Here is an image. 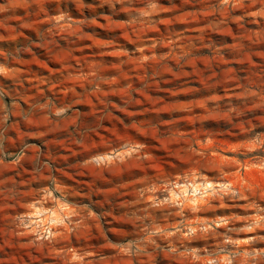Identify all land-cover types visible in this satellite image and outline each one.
<instances>
[{
  "label": "rangeland",
  "instance_id": "374dc122",
  "mask_svg": "<svg viewBox=\"0 0 264 264\" xmlns=\"http://www.w3.org/2000/svg\"><path fill=\"white\" fill-rule=\"evenodd\" d=\"M0 2H3V0H0ZM48 3L56 5V8L52 11L57 14L60 11H65L69 16H80V19L88 21L91 20V17L85 18L83 15L90 16L93 14L99 20L101 17L98 11L108 14L105 16L107 27H101L106 23L101 19L100 25H93L89 22L86 24L88 28L84 29L94 33V36L84 37L86 40L83 43L92 44L95 47L86 50L84 53L75 54L83 56L84 60L105 61V63H89L87 65V71L93 75H85L82 80L91 81L89 88L95 87L97 84L101 87L110 86L112 83L123 86L124 83L133 78L137 83L143 82L142 73L146 72L147 69L139 62V53L112 52L111 55L116 57L117 62L113 61L111 57L94 56L93 53L103 48L118 47L110 41L112 34L118 33V31H123L122 37L117 34L116 39L118 42L123 44L128 41V46L131 47V44L140 46L141 38L146 32L158 31V29L134 25L129 30L127 25L114 23L113 16L119 13H112L107 6L98 10L100 0H86V3L96 5V8L89 10L75 2V0H40L39 5H33V12H38L39 16L47 15L48 12L44 9V5ZM6 15H15L17 19L9 22L11 26L0 24V34L5 35L0 38V63H6L10 67L13 64L20 63L27 76H51L52 80L56 82V88L49 90L47 86H44L42 89H38L27 84L24 88L20 83L21 77L18 73H9L7 81L5 77H0V155H4L7 164V162L16 158L15 155H6L8 152L27 151L31 153L30 162L33 166L38 169H45L46 166L42 162L40 150L27 144L29 136L24 132L28 129L21 124V117H39L33 118L26 124V127L41 128L43 126L52 132V135L48 137L50 143L45 145V148L52 154H60L59 163L67 169L62 177L65 183L72 185L75 181H79L77 187L80 191L90 192V195L83 202L94 201V204L90 205L89 208H84L80 201L79 192L66 189L64 186L55 189L57 195L68 198L67 202L72 205L74 221L83 222L74 233L77 239L82 242V247L77 251L81 255L86 254L88 251H95L97 255L94 264H133L132 260L125 261L120 256L104 255V252L114 247H117V249H131L133 253H136L138 248H147L151 256L146 258L137 256L135 264H172V262L173 264H188V260L179 259L177 256L168 255L162 251L169 244L176 246L180 251L188 253H191L193 248L199 245L197 255L201 257H215L221 251H235L234 246H225L223 240L225 237L241 238L238 235V229L245 227L250 222H237L234 216L251 214L239 210L240 201L238 197L235 198L234 212L232 214L225 213L231 219L228 229H218L207 234L200 233L192 237L191 240H185L179 234L169 240L165 234L168 231H174L177 226L182 230H186L185 226L189 221H197L199 226H203L200 222L206 221L207 224L214 226L217 216L215 214L211 216L200 213L193 214L188 210L181 213L179 208L172 205L157 207L155 204L148 202V197H157L156 204H158L160 200H164L169 196V190H173L175 184L191 182L193 171L196 168L201 169V171H216L219 169L227 171L239 166L237 161H224L219 157L196 164L192 160V149L196 147L200 136L215 135L218 138L216 146L219 149L241 154L248 145L232 142L239 138L237 133L244 135L247 140L257 139L254 132L247 131L253 122L242 118L247 113L264 112V57L251 58L249 55L244 54L237 38L233 37L229 31H223L220 35L214 36V39L219 42L205 40L204 37H201L197 43L203 44L208 54L200 57L197 61H192L196 70L189 72L184 84L187 90L178 97L180 100L194 101L193 103L175 104L172 103V100L176 97H171L166 92H155L150 89V94L137 97L141 102L130 105L128 113L116 112L112 109L114 115L104 121L105 128L100 133L88 138L91 128L100 123L97 119L98 115L102 114L103 110L108 108L109 105L89 96L75 106L78 110L73 112L70 119L64 120L55 117L49 119V114L57 109L55 103L51 101L44 105L40 103L48 95H52L58 102L67 103L73 99L70 94L61 91L65 87V83H61L59 78L64 74L53 71L59 69L62 63L73 59L72 54L64 50L66 48L65 42L58 37L50 45L37 47L43 45L45 40L54 39L56 35L63 38L64 34L57 33L55 30L52 34L44 32L39 16L29 17L24 8L20 6L16 7L14 13L0 14V20H4ZM130 15H134V13ZM28 19L33 20L34 23L25 25L28 28H20V25H23ZM72 25L71 28L65 30L69 35L76 34L81 27L77 20L72 21ZM48 26L52 27L51 24ZM208 34L210 33H205V36ZM230 38H233L234 44H236L235 47H225V42L221 41ZM38 40L40 45L33 43V41ZM250 43H260L256 47L264 50V37L258 41H250ZM31 48L32 52L29 53L28 49ZM225 55L236 57V59L225 60ZM213 57H215V61L211 59ZM121 60L126 61L127 64L121 63ZM107 61L113 62L107 63ZM74 62L80 63V61ZM213 62L218 63L219 66L212 68L211 64ZM154 63H159V61H154ZM177 63L180 62L177 61ZM231 63H240V66L246 69L245 77H240V73L234 70L221 72V68L225 67L223 64ZM205 67L216 74L209 75L208 72L203 70ZM106 74L117 75L120 80L111 81ZM35 79L38 83L43 79L44 82L51 84V80L48 78L35 77ZM184 79V77L177 80L170 79L166 85H154L153 88L161 86L171 88ZM228 85L239 86L240 90L244 92V96L227 95L229 92ZM81 87H84V85L81 84ZM252 88L259 89V95L251 96L248 90ZM223 90L226 93L225 96L212 95L213 93L222 94ZM172 95L175 96L178 93ZM127 96V91L108 92L104 96V100L123 104ZM154 97L160 98L156 99ZM9 99L16 103H10L7 112H5L2 110V104ZM20 101H23L25 107L29 105L31 111L25 112L19 106ZM233 101H235V104ZM249 104L252 107H249ZM59 106L66 107L65 104ZM12 113H15L16 122L13 123L9 120L7 124H4L5 115ZM173 116L187 117V119L175 120L168 125L160 123L164 120L173 119ZM116 117L120 119L117 120ZM234 120L240 122L233 124ZM200 122H203V124ZM77 124L81 126V139L88 140L84 145L69 148L67 147L68 141L64 137L68 136L70 134L69 129ZM129 124H133V127H127ZM229 124L234 127L232 131H223ZM256 124L258 127H264V117L260 118ZM180 129L195 130V132L191 135L182 134ZM208 129L220 130L213 133L209 132ZM137 133H140L138 137ZM45 134L37 133L36 137L39 138ZM134 137L147 143L150 146L149 150L153 151L156 156L163 157V159L153 163L152 171L156 173L155 175H148L149 170L140 163L130 165L126 171L114 168L111 175H105L103 172L94 169L80 170L77 162L89 153L103 151L113 145H116V151H120L123 147H131L135 143L132 140ZM163 137L167 138L164 139ZM36 142L39 143L40 141L37 140ZM179 144H182L183 147L177 150ZM52 159L53 157L49 154L48 160L51 161ZM186 164L191 166L181 172L183 179H178L172 173H168L176 170L179 165ZM69 165H76V167H68ZM30 168V163L25 164L22 172L14 167L0 166V179L11 175L16 180H29L31 175L35 176V173L30 172ZM47 170L51 171V169ZM76 171H80L79 176L74 177L68 174ZM129 174H143V177L134 180L131 184H117L119 177L127 178ZM215 179L221 180L222 175L217 172ZM164 185L168 186V190H165ZM31 195L36 194L32 193ZM25 199H31V197L26 196ZM54 207V204H49L44 207L37 205L35 209L26 208L23 201L7 200L3 195H0V264H59V253L55 249H33L30 246H25L29 238L26 237L21 242L12 231L15 223H18V221H15L18 213L34 212L35 216L32 219L35 220V223L33 227L40 229L45 226L42 218L55 216ZM93 211L96 212V215L90 216V212ZM207 211L214 212L215 210L202 207L201 213ZM260 214L264 215V213ZM89 223L95 228L86 227ZM109 228L116 229L114 232H108V236L117 241L116 244L108 241L105 237V232ZM153 233H159V235L153 236ZM103 240L104 247L91 246L97 242H103ZM150 240H155V244L149 243ZM72 243V237L65 233L61 237L58 247L65 245V252L68 254L67 247Z\"/></svg>",
  "mask_w": 264,
  "mask_h": 264
},
{
  "label": "clouds",
  "instance_id": "9594fccd",
  "mask_svg": "<svg viewBox=\"0 0 264 264\" xmlns=\"http://www.w3.org/2000/svg\"><path fill=\"white\" fill-rule=\"evenodd\" d=\"M85 9L89 10L96 8V5L86 3V0H75ZM40 0H3L0 2V14L14 13L17 6L23 7L29 17L39 16V13L33 12V5H39ZM107 6L112 13H119L113 16L114 23L124 24L132 29V26L139 25L141 27L158 29V31H148L141 38L140 46L131 44L125 41L120 44L116 39L117 34L123 36V31L112 34L111 43L117 45L116 48H103L98 52L93 53L94 56L99 57H111L113 61H116V57L111 55L112 52L126 51L128 53H139V62L145 66L146 72L142 73L144 79L143 82L137 83L135 78L127 81L123 86L112 83L110 86L106 85L101 87L97 84L95 87L89 88L90 80H82V77L92 76V73L87 71V65L89 63H105L103 60L89 59L84 60L83 56H77L76 53H84L86 50L95 47L92 44L83 43L86 39L84 37L94 36V33L85 31L87 23L93 25H100V20H104L106 23L101 27H107V20L105 16L108 15L102 11H98L100 19H96L95 15H83L85 18L91 17V20L80 19V16H69L65 11H60L58 14L53 12L52 9L56 8V5L45 4L44 9L48 12L47 15L39 16L40 23L43 26V31L52 34L55 30L57 33H63V38L56 35L54 39L45 40L43 45H40V41H33L34 44L40 45L37 47H45L56 41V38L62 39L66 48L65 51L72 54L73 59L66 61L60 65L59 69L53 70L63 73L60 76V82L65 83V87L61 89L62 92L68 93L73 98L71 102H58L52 95L46 96L45 100L40 101L41 105L47 104L49 101L57 105L55 112L49 114V119L63 118L64 120L70 119L73 112L78 109L75 107L79 105L83 99L87 97H95L103 103L109 105L105 108L102 114L98 115L97 119L99 124H95L91 128L88 134V138L94 134L100 133L104 128V121L116 112L128 113L129 106L133 104H139L141 101L137 97H143L150 94L149 90L152 89L155 92H166L171 97H176L172 100V103L183 104L193 103L194 101L180 100L178 97L187 89L184 87L186 78L189 72L195 71L192 61H197L202 56H207V49L203 44L197 43L201 37L205 40H211L215 42L214 36L220 35L223 31H229L233 37L237 38V42L242 46L243 52L246 55L253 57H264V50L256 45L260 43H250L253 40H259L264 37V0H100L99 9H104ZM134 13V15H130ZM17 19L15 15H6L4 20H0V24H6L11 26L9 22ZM77 20L81 27L74 35H69L65 30L71 28L72 21ZM186 21V22H176ZM34 23L33 20L28 19L20 28H28L25 25ZM51 24L52 27L48 25ZM205 33H210L205 36ZM37 34V33H36ZM180 34V35H178ZM3 34H0V38H3ZM225 42V47H235L233 38L227 40H221ZM28 52H32V48L28 49ZM215 61V57L211 58ZM225 60H234L236 57L230 55L224 56ZM74 61H80L76 63ZM113 61H107L111 63ZM159 61V63H154ZM177 61L180 63L178 64ZM121 63L127 64L126 61L121 60ZM212 68L219 66L218 63L213 62ZM225 67L221 68V72L225 71H238L240 77H245L246 69L241 67L240 63L223 64ZM198 66V65H197ZM204 71L209 75H214L213 71L205 67ZM9 73H18L21 77L20 83L25 88V85H31L32 87L42 89L47 86L49 90L56 88V82L52 80L51 76H35L39 78H48L51 80V84H48L40 80L38 83L34 76H27L22 64L16 63L11 67L6 63H0V77H5ZM111 81L120 80L117 75H107ZM180 77H184L174 87H156L154 85H166L168 81L177 80ZM218 82V81H216ZM215 82V83H216ZM81 84L84 87H81ZM229 92L227 95L232 96H244L237 85H228ZM130 90V91H129ZM127 91V99L123 104L116 103L111 100H104V96L108 92H121ZM248 92L251 96L259 95V89H249ZM178 93V95H172ZM212 95L225 96L226 93L223 90L222 94L213 93ZM159 99L160 97H154ZM16 102L9 99L2 104V110L7 112L8 105ZM235 104V101H233ZM65 104L66 107H60L59 105ZM19 106L24 109L25 112H30L29 105L25 107L23 101L19 102ZM249 107H252L249 104ZM135 114V113H132ZM264 117V112L256 111L254 113H247L242 118L246 121H252V125L247 129L249 132H254L257 136L255 140H247L244 135L237 133L238 139L232 141L233 143L240 145H248L245 147L241 154H235L219 149L217 145V137L213 136H200L197 140L196 147L192 149V160L199 164L201 161H208L214 157H219L224 161H237L239 166L231 169L224 170L219 169L216 171H209L196 168L193 171V179L189 183H177L173 190H169V196L164 200H160L156 204L157 197L149 196L148 202L155 204L159 207L162 205H172L179 208L181 213L185 210L191 211L193 214H202L211 216L215 214L217 220L212 224H207L206 221L200 223L203 226H199L197 221H189L185 226L186 230H182L179 226L174 231H168L165 235L166 238L176 237L178 234L185 240H191L192 237L197 236L200 233L207 234L209 232H215L218 229H228L231 224V219L225 213L232 214L234 212L235 198L238 197L240 201L239 210L241 212L247 211L250 215H236L234 218L237 222H250L245 227L238 229L239 239H232L225 237L223 244L225 246L232 245L235 247V251H221L217 253L215 257L205 256L201 257L197 255L199 245L193 248L191 253L180 251L176 246L169 244L166 249H162L166 254L177 256L179 259L188 260V264H264V127H258L256 122ZM33 118L22 116L21 124L28 130L24 133L29 136L27 144L33 148L40 150L41 159L46 166L45 169H38L30 162L31 153L23 150H19L15 153L8 152L6 155H15V159L7 162L4 155H0V166H6L8 168L14 167L19 172H22L26 163L31 164L30 172L35 173V176L31 175L29 180H16L11 175L4 176L0 179V195H3L7 200H14L17 202L23 201L26 208L35 209L37 205L44 207L45 205L54 204L55 216H48L42 218L45 222V226L36 229L33 227L35 220L32 217L35 213H18L15 217V226L12 231L15 236L22 242L24 238L28 237L25 246H30L33 249H55L59 253V264H94V259L97 255L95 251H88L86 254L81 255L77 249L82 247V242L74 235L77 228L81 226L82 221H74L72 205L67 202V197L57 195V191L60 186H64L66 189H71L80 193L81 202L84 208H89L94 204V201L88 200L83 202L90 192H82L77 187L79 181H75L72 185L65 183L62 178L67 169L59 163L60 154H52L49 150H46L45 145L50 143L48 137L52 135L47 128H28L26 124ZM119 120V117H116ZM187 119V117L173 116V119L164 120L160 123L168 125L175 120ZM11 120L15 123V113L5 115L3 123L7 124ZM59 122V121H58ZM240 121L234 120L233 124ZM135 122L133 121V124ZM201 123V122H200ZM133 124L127 125V127H133ZM203 124V122L201 123ZM155 126V125H154ZM234 127L229 124L223 131H232ZM181 130V129H180ZM220 129H208L209 132H215ZM81 126L79 124L69 129V135L64 137L68 141L67 147L73 148L84 145L87 140H82L80 137ZM182 134L191 135L195 130H181ZM37 133H46L42 137L37 138ZM140 133H137V137ZM11 137V136H10ZM134 137L132 140L135 143L131 147H123L122 150L116 151V145L103 150L91 152L86 155L82 160L78 161L80 170L87 171L94 169L98 172H103L105 175H111L114 168L128 169L132 164H143L149 171L148 175H155L152 171L153 163L163 159L158 157L155 153L149 150L150 146L143 140ZM12 138V137H11ZM166 139L167 137H163ZM59 139V137H57ZM40 142L37 143L36 141ZM183 145L179 144L177 150L182 148ZM51 154L53 159L48 160V156ZM191 165H179L176 170L169 171L178 179H183L181 172L187 170ZM68 167L75 168L76 165H69ZM47 169H51L48 171ZM217 172L222 175L221 180L215 179ZM69 175L79 176L80 171L74 173H68ZM143 174H129L127 178L123 176L119 177L120 183L131 184L134 180L142 179ZM11 185L10 187L8 185ZM165 190H168V186L164 185ZM158 190V189H157ZM35 193L36 195H31ZM26 196H30L31 199H25ZM258 197V199H257ZM75 199V198H74ZM215 202V203H212ZM202 207L213 208L215 211H207L201 213ZM51 211V210H50ZM96 212H90V216H95ZM54 221V222H50ZM88 228H95L91 223L86 225ZM102 227V225H101ZM235 231V229H233ZM116 229L109 228L105 232V237L108 241L114 244L117 241L112 240L108 236V232H114ZM68 233L73 240L72 245L67 247V253L65 252V245L59 246L61 237ZM153 236L159 235V233H153ZM155 244V240L148 241ZM93 247H104L103 242H97L91 245ZM157 247H159L157 245ZM105 256H120L122 260H132L135 264L137 256L146 258L151 256V253L147 248H138L136 253H133L131 249H117L114 247L111 250L104 252ZM173 264V262H172Z\"/></svg>",
  "mask_w": 264,
  "mask_h": 264
}]
</instances>
